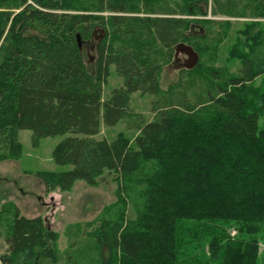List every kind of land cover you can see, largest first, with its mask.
Wrapping results in <instances>:
<instances>
[{"label": "trees", "instance_id": "1", "mask_svg": "<svg viewBox=\"0 0 264 264\" xmlns=\"http://www.w3.org/2000/svg\"><path fill=\"white\" fill-rule=\"evenodd\" d=\"M207 7L208 0H0V161L21 158L19 132L27 130L33 147L65 136L51 158L69 169L34 173L47 194L78 180L94 186L112 171L117 203L132 202L135 218L103 217L88 233L103 264H264V92L253 86L264 74V0H211V15L255 20L229 52L241 62L238 74L208 68V79L197 65L187 80L159 87L178 46L209 51L204 24L213 22L200 19ZM95 29L93 78L77 39L87 43ZM111 67L122 86L103 99ZM134 93L154 97L152 120L139 118L132 140H97L102 125L128 117ZM1 234L0 264H68L57 233L11 202L0 205Z\"/></svg>", "mask_w": 264, "mask_h": 264}, {"label": "rangeland", "instance_id": "2", "mask_svg": "<svg viewBox=\"0 0 264 264\" xmlns=\"http://www.w3.org/2000/svg\"><path fill=\"white\" fill-rule=\"evenodd\" d=\"M206 10L207 14L204 17L200 16V19L213 22L204 24V29L211 32L206 38L210 46L209 51L197 50L198 53H194L190 46L185 44L178 46L174 60L164 65L159 75V87L163 92L172 88L181 76L187 80L189 74L186 73L195 72L197 65L200 66V74L208 79L211 77L207 72L208 68L224 71L228 76L238 74L241 62L238 60L239 58H233L229 52L236 43L235 38L237 36H240L241 41L245 40L241 32L245 29L246 24L255 20L229 18L219 14L211 15V0H208ZM226 22L229 24L228 29ZM260 24V28H263L264 20ZM197 31L196 28L194 33L197 34ZM100 35L99 29H95L92 33L93 37L87 43L80 45L83 64L93 78L95 77L97 58L96 44ZM213 47L216 50L212 54ZM240 50L252 55L245 47H241ZM193 69L194 71H192ZM121 86L122 79L116 75L114 68L111 67L109 77L103 85V99H106L113 89ZM253 86H262L264 92V74L254 80ZM153 100L154 97L150 95L132 94L128 117L112 127L102 125L95 138L112 141L119 134H122L132 140L136 134L134 127L138 124L139 118L143 119L144 122L152 120L151 102ZM262 116L264 118V110ZM64 137H48L42 139L38 147H33L31 145V132L27 130L19 132V141L23 148L21 158L16 161H0V205L4 202H11L25 217L40 216L45 227L57 233L56 248L64 258L65 253L69 254L68 264H103L102 258L96 257L94 250L90 249L93 239L88 233L97 227L98 221L103 217L115 219L123 212L125 219L133 220L135 211L132 202H129L125 208L117 203L118 182L115 180L112 171H104L97 178V183L94 186H89L84 181L78 180L69 190L57 189L51 193H46L43 183L34 176V173L37 171L59 173L69 169L68 166L56 165L51 158L55 145ZM229 233L233 236L235 231L232 229ZM70 244L72 248L69 249ZM5 248L3 234H1L0 255L5 251ZM260 249H263V246H260Z\"/></svg>", "mask_w": 264, "mask_h": 264}, {"label": "water", "instance_id": "3", "mask_svg": "<svg viewBox=\"0 0 264 264\" xmlns=\"http://www.w3.org/2000/svg\"><path fill=\"white\" fill-rule=\"evenodd\" d=\"M77 42H78V46H79V48H80V45H81V44L79 43V42H80V40H79V39H77Z\"/></svg>", "mask_w": 264, "mask_h": 264}, {"label": "crops", "instance_id": "4", "mask_svg": "<svg viewBox=\"0 0 264 264\" xmlns=\"http://www.w3.org/2000/svg\"><path fill=\"white\" fill-rule=\"evenodd\" d=\"M45 189V188H44ZM21 214V213H20ZM34 217H37V216H34ZM34 217H26V218H34Z\"/></svg>", "mask_w": 264, "mask_h": 264}]
</instances>
